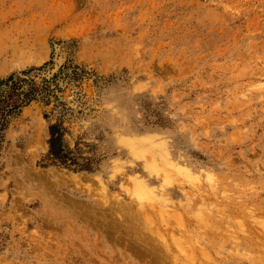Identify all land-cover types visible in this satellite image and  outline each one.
<instances>
[{"label":"rangeland","instance_id":"374dc122","mask_svg":"<svg viewBox=\"0 0 264 264\" xmlns=\"http://www.w3.org/2000/svg\"><path fill=\"white\" fill-rule=\"evenodd\" d=\"M12 75L0 264H264V0H0Z\"/></svg>","mask_w":264,"mask_h":264},{"label":"trees","instance_id":"16d2710c","mask_svg":"<svg viewBox=\"0 0 264 264\" xmlns=\"http://www.w3.org/2000/svg\"><path fill=\"white\" fill-rule=\"evenodd\" d=\"M29 73H23L28 75ZM49 90V89H48ZM40 89L34 80L12 75L6 80L0 81V149L2 147L4 133L8 118L31 103ZM64 128L60 124L50 126L49 155L60 165L70 168L81 167V170H90L89 165L81 166L79 160L71 152L66 150L63 143Z\"/></svg>","mask_w":264,"mask_h":264},{"label":"bare ground","instance_id":"6f19581e","mask_svg":"<svg viewBox=\"0 0 264 264\" xmlns=\"http://www.w3.org/2000/svg\"><path fill=\"white\" fill-rule=\"evenodd\" d=\"M127 228V227H126ZM152 244V243H151ZM151 244H150V246H151ZM151 248V247H150ZM153 249V248H152ZM155 249V248H154Z\"/></svg>","mask_w":264,"mask_h":264}]
</instances>
